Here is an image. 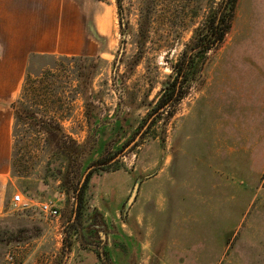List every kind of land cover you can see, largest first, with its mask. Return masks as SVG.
<instances>
[{
	"label": "rangeland",
	"instance_id": "374dc122",
	"mask_svg": "<svg viewBox=\"0 0 264 264\" xmlns=\"http://www.w3.org/2000/svg\"><path fill=\"white\" fill-rule=\"evenodd\" d=\"M111 1L104 56L0 69L24 76L0 264H264V0H235L203 53L191 40L221 0Z\"/></svg>",
	"mask_w": 264,
	"mask_h": 264
},
{
	"label": "crops",
	"instance_id": "0c3cea01",
	"mask_svg": "<svg viewBox=\"0 0 264 264\" xmlns=\"http://www.w3.org/2000/svg\"><path fill=\"white\" fill-rule=\"evenodd\" d=\"M115 21L111 0H0V69H22L44 55L102 57L112 48ZM22 76L0 74V214L12 186L11 104Z\"/></svg>",
	"mask_w": 264,
	"mask_h": 264
},
{
	"label": "trees",
	"instance_id": "16d2710c",
	"mask_svg": "<svg viewBox=\"0 0 264 264\" xmlns=\"http://www.w3.org/2000/svg\"><path fill=\"white\" fill-rule=\"evenodd\" d=\"M234 6L235 0H221L215 11L211 12V14L208 16V19L206 20L204 25L197 29V31L195 32V35L191 40L189 49H195L196 53H203L221 42L226 30L229 27V19L233 12ZM193 53L194 52L188 54V56L184 58L179 64L181 68L177 70L176 76H174L168 92L165 91L162 95L161 100L157 106L158 108L164 106L167 103L172 104L180 99L182 94L180 89L185 78L180 80L179 76L180 74H187V70L190 69L191 63L193 61ZM78 58L86 57L78 56ZM15 104L16 103H13L12 107H14V114L16 117V115H18V109L16 108ZM80 198L81 195H79V200Z\"/></svg>",
	"mask_w": 264,
	"mask_h": 264
},
{
	"label": "built area",
	"instance_id": "2783aa9c",
	"mask_svg": "<svg viewBox=\"0 0 264 264\" xmlns=\"http://www.w3.org/2000/svg\"><path fill=\"white\" fill-rule=\"evenodd\" d=\"M11 202L15 206H20L24 204V197L22 196L21 193L14 194L11 198ZM40 209L42 212L50 215V216H56L58 214V211L56 208L53 207L51 202H41L40 203Z\"/></svg>",
	"mask_w": 264,
	"mask_h": 264
},
{
	"label": "water",
	"instance_id": "95a60500",
	"mask_svg": "<svg viewBox=\"0 0 264 264\" xmlns=\"http://www.w3.org/2000/svg\"><path fill=\"white\" fill-rule=\"evenodd\" d=\"M134 192L132 193V195L130 196V199H129V201H128V204H130V202H131V200L133 199V197H134Z\"/></svg>",
	"mask_w": 264,
	"mask_h": 264
}]
</instances>
